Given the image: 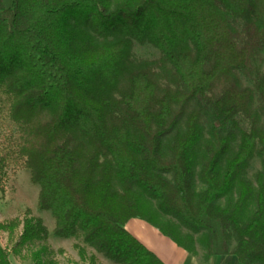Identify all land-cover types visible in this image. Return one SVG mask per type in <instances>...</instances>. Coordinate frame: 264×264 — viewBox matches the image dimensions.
Here are the masks:
<instances>
[{"label":"trees","instance_id":"1","mask_svg":"<svg viewBox=\"0 0 264 264\" xmlns=\"http://www.w3.org/2000/svg\"><path fill=\"white\" fill-rule=\"evenodd\" d=\"M256 57L264 0H0V196L5 172L24 171L50 238L108 264H159L123 232L129 220L201 262L264 264ZM0 236L52 264L27 210Z\"/></svg>","mask_w":264,"mask_h":264},{"label":"rangeland","instance_id":"2","mask_svg":"<svg viewBox=\"0 0 264 264\" xmlns=\"http://www.w3.org/2000/svg\"><path fill=\"white\" fill-rule=\"evenodd\" d=\"M130 55L136 60L144 61H151L156 57V54L152 50L146 47L136 46H131ZM251 71L258 74H264V58H254L251 63ZM239 83L242 87L248 86V83L242 79H239ZM2 133L3 131L0 129V136ZM256 170V162L252 160L245 172V178L248 180L250 175ZM35 193L36 189L27 184L26 173L24 171H6L2 185V194L0 196V223L17 219L22 210H27L32 218L37 219L40 222L41 227L47 234L44 242V247L47 252L45 257L46 261H49L52 264H76L75 254L71 249V247L75 246L81 249L85 256H92L95 263L108 264L101 260L98 256L93 255L91 252L83 248L77 239L57 240L50 238L48 235L51 229L50 219L46 214L36 213L33 209ZM122 230H128L127 226H122ZM139 236L143 238V241L140 240L142 246L148 250L150 243L146 241L147 237L143 235ZM0 246L7 250L8 264H28L27 255L32 250H28L27 248H19L18 250L14 249L13 252L15 254H13L11 253V244L5 245L2 236H0ZM193 250L195 253L194 259L200 261V256L202 255L201 252L195 245L193 246ZM57 252L60 254H57Z\"/></svg>","mask_w":264,"mask_h":264},{"label":"crops","instance_id":"3","mask_svg":"<svg viewBox=\"0 0 264 264\" xmlns=\"http://www.w3.org/2000/svg\"><path fill=\"white\" fill-rule=\"evenodd\" d=\"M126 226L128 230H123V232L149 253L159 264H236L231 257L208 258L205 262L197 261L174 248L168 241L158 236L154 230L138 221L129 220L123 224V227ZM139 235L147 237L146 241L150 243L148 250L142 246L140 240L143 241V238Z\"/></svg>","mask_w":264,"mask_h":264}]
</instances>
